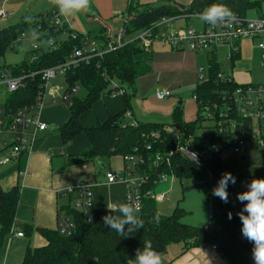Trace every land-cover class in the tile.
Masks as SVG:
<instances>
[{
  "label": "trees",
  "instance_id": "1",
  "mask_svg": "<svg viewBox=\"0 0 264 264\" xmlns=\"http://www.w3.org/2000/svg\"><path fill=\"white\" fill-rule=\"evenodd\" d=\"M225 4L235 15L245 18L247 11L253 8L261 9V1L251 0H194L189 7H184L175 1H161L155 5H129L126 11L128 22L124 25L126 37L130 38L124 46L117 51L106 52L102 57H93L87 63H80L65 74V92L70 93L75 87L78 92L69 96L70 103L66 104L69 113L68 121L60 128L62 145L67 147L79 135L87 139V148L77 156L68 159V166L85 163H100L104 166L114 156L132 154L136 150L146 158V166L153 165L156 154L167 150V142L161 136L156 142L150 137L154 131L162 133L163 125L135 122L126 120V112L130 109V97L126 89H133L135 81L147 76L152 71V53L141 49L138 42L132 39L140 31L155 27L163 18L175 20L198 17L197 14L211 4ZM51 12L31 17L28 20L0 29V71L12 77L21 78L22 86L5 98V108L14 112L16 109L35 104L40 93L43 92L42 72L66 62L75 49L82 48L87 38L103 41L102 34L92 35L79 33L70 29L66 22L57 26L51 22ZM28 28H37L43 34L39 40H48L63 36L55 41L53 47L47 49L37 48L26 54L21 64L7 66L2 60L8 50L25 34ZM132 39V40H131ZM237 50L231 53L230 63L234 65L240 57L239 42ZM209 80L198 82L193 98L199 112L210 103L217 100L219 92L237 86L232 77L224 74L216 61V53H208ZM229 76L232 83L223 86L218 75ZM113 81H118L122 86H112ZM114 83V82H113ZM123 91L126 105L124 111L110 115L104 122H96L90 126L81 123V116L92 111L94 106L106 95ZM84 92L83 96L79 93ZM176 127L186 128L195 133L203 128L204 118L198 115L193 120L186 122L182 118V105H178L173 115ZM150 147V150H146ZM237 164H227L220 157H215L209 164L213 188L224 172H231L236 177L235 185L228 188L229 202L224 203L210 191H206L207 201L212 199L210 213L212 218L207 225L194 227L182 222L184 210L179 206L169 216H163L156 210V202L143 199V208L139 218L143 227L133 232L128 237L121 236L115 230L103 224V216L110 214L108 209L93 210L91 221L82 212L74 208V192H66L69 203L60 206L58 215L71 216L74 230L70 235H63L59 230L34 228L32 225H23L19 232L31 237L34 232L45 240V245L38 248L28 246L21 264H127L134 258L136 250L143 248L145 241H150L155 251L166 253L169 246L183 244V252L192 247L203 244L216 245L217 250L226 258L228 264H254L252 259V243L241 234V222L238 213L243 205L237 200V194L245 191L247 176L239 172ZM151 169L150 186L160 174H172L180 182L189 180L198 175L202 180L207 179L206 167L194 166L189 161L173 156L168 167L161 168L157 173ZM154 186V185H152ZM200 187H206L205 184ZM20 202V188L16 186L4 190L0 185V253L6 239L16 233V215ZM231 212L232 219H228ZM119 214V213H115Z\"/></svg>",
  "mask_w": 264,
  "mask_h": 264
},
{
  "label": "built area",
  "instance_id": "2",
  "mask_svg": "<svg viewBox=\"0 0 264 264\" xmlns=\"http://www.w3.org/2000/svg\"><path fill=\"white\" fill-rule=\"evenodd\" d=\"M57 10L52 11L51 22L61 25L63 20ZM7 18V13L0 10V21ZM192 19H198L192 18ZM173 18H163L155 24L154 28L140 31L132 39H135L141 49L150 51L154 43H160L169 47L172 51H189L192 53L206 52L216 53L220 46L229 48L228 60L231 53L237 50L236 44L241 40L258 41V48L262 51L264 65V14L254 21H248L235 15L231 27L217 26L203 23V31L194 28H179L168 31ZM128 18H124L120 27L113 31L107 28L102 34L103 41L87 38L82 48L75 49L71 57L64 63L46 69L42 72L43 92L37 98L35 104L16 109L14 112L5 108V98L8 94L16 92L22 86L21 78L12 77L10 74L0 71V87H4L3 100L0 104V169L8 166L23 154H31L40 133L47 130L48 126L41 120V113L45 108L46 101L52 105L59 102L69 104V96L78 92V87L66 93H61L59 87L53 84L57 73L64 76L80 63H87L93 57H102L106 52L117 51L127 43L130 38L126 37L124 25ZM131 39V40H132ZM20 41V39H19ZM18 41V42H19ZM55 44V41H54ZM54 44L50 45L51 47ZM101 45V46H99ZM34 49H37L34 47ZM203 68L198 69V80H203ZM223 86L232 83L229 76L218 75ZM203 83V82H200ZM116 88V86H114ZM123 95L122 90H118ZM215 102L210 103L203 109V128L190 132L186 128L173 129L164 126L162 133L154 131L150 137L158 142L163 136L167 142V150L159 151L154 159L153 165L146 166V158L136 150L132 154L123 157V168L121 171L106 172L105 178L108 184L120 183L125 189V202L131 200L140 208H143V199L149 198L156 203L167 200L166 193H157L159 185L166 183L172 174H160L150 186L151 169L157 173L161 168L168 167L171 158L177 156L185 159L197 167H206L207 179H201V183L208 187L210 193L213 190L211 169L209 164L215 157L225 161L230 155L237 156L241 161L245 160L246 153L250 149H260L264 152V85H240L219 92ZM158 100H166L172 97L169 91L155 93ZM126 120L135 124L132 114L126 112ZM147 151L150 147H147ZM22 175V173H20ZM194 177H200L197 174ZM193 177V178H194ZM201 178V177H200ZM176 179V178H175ZM154 185V186H152ZM74 192V208L83 213L87 221H91L93 211V186L80 183L75 189L67 191ZM210 208L212 199L209 201ZM137 214V215H138ZM212 214L210 213V219ZM74 222L71 216L58 215L57 229L63 235H70L74 230ZM18 238L24 237L22 232L11 235ZM217 250L216 245H212Z\"/></svg>",
  "mask_w": 264,
  "mask_h": 264
},
{
  "label": "crops",
  "instance_id": "3",
  "mask_svg": "<svg viewBox=\"0 0 264 264\" xmlns=\"http://www.w3.org/2000/svg\"><path fill=\"white\" fill-rule=\"evenodd\" d=\"M161 1L165 0H92L90 11L83 13L88 18L81 26L84 29L86 24L87 30L83 34L89 32L92 35L103 34L107 28L116 31L127 17L126 11L129 5H155ZM168 1H175L184 7H189L194 0ZM0 10L7 13V18L3 20L7 22L6 25L14 26L13 24L17 25L26 18L56 9L49 0H0ZM16 11L20 13L17 14ZM63 22H66L68 27L74 31L75 27H72L67 19ZM95 25L101 26L99 32L90 30ZM157 44L154 50L152 48L150 50L152 53L151 73L139 79L138 85H135L133 89L128 87L125 89L126 93L131 96L128 111L134 120L165 126L168 122L174 124L172 115L178 106H176V101L168 98L169 100L157 101L155 104L148 103L144 99L145 94L159 91L181 93L183 88L192 89L193 87L195 89L200 68H198L194 53L176 52L163 44ZM116 85L119 86L118 83H115ZM180 100L183 120L192 121L193 108H195L193 102L184 101L187 103L183 105L182 99ZM45 104H48L50 108L58 106V103L52 105L49 100ZM46 105L41 113V120L47 124L48 128L39 134L33 152L21 155L17 160L0 169V185L4 190H10L16 186L20 188L16 233L25 224L32 225L34 228L57 230L59 207L69 203L65 193L75 189L80 183L93 186V201L95 190L99 191L101 196L97 206L94 202V210L107 209V205L115 207L125 202L124 186L120 183L108 184L106 181L105 174L110 170L103 172L101 176V172H97L94 163L68 166V159L86 149L88 142L80 150L75 148V142L64 147L59 134L52 136L57 124L51 122L46 116ZM63 106L66 107L65 104ZM125 108L123 95L119 92L108 94L94 106L92 111L82 115L80 120L82 125L90 126L98 121L104 122L110 115H116ZM68 119L69 113H67L64 124ZM12 238L4 244L2 249V254H4L2 264H21L28 246L38 248L46 243L37 232H34L31 237L13 236ZM183 247V244L169 246L166 253L161 254L163 264H228L226 258L218 250L212 249L211 244L192 247L186 252H183ZM17 254L19 258L13 262L12 259Z\"/></svg>",
  "mask_w": 264,
  "mask_h": 264
},
{
  "label": "rangeland",
  "instance_id": "4",
  "mask_svg": "<svg viewBox=\"0 0 264 264\" xmlns=\"http://www.w3.org/2000/svg\"><path fill=\"white\" fill-rule=\"evenodd\" d=\"M251 1L253 2L261 1V9L258 10L257 8H253L248 10L245 17L248 21H254L257 18H259L261 14H264V0H251ZM16 13L19 14L20 11L18 12L16 11ZM61 18L63 20H66L64 17ZM87 19L88 18L85 16V14L80 13L73 17H69L67 20L69 21L72 27H75L74 31L79 33H85L86 32L85 30H87L86 24L84 29H82L81 26L83 22L87 21ZM4 21L3 20L2 22L0 21V29L8 26L6 25L7 22ZM187 27L194 28L197 31H203L204 24L199 19H191V20L181 19L172 22L167 30L168 31L178 30L179 28H187ZM100 29H101L100 25H95L91 27L90 30L99 32L98 30ZM30 32H31V28H28L25 31V34H23V36L20 38V41L14 44V48L8 50V52L5 54L4 59L1 61L3 65L16 66L21 64L26 54L34 49L33 42L30 38ZM39 34L41 36L43 33L40 32ZM63 38H64L63 36H58L54 38V41H59L60 39ZM46 41L47 40L36 41V44L39 45L36 46V48L47 49L50 45L47 44ZM157 45H158L157 43L153 44L152 49L154 50L155 47H157ZM239 48H240V57L238 60H236L234 65H231L230 61L227 58L229 54L228 47L220 46L217 49L215 57L217 63L220 66L221 71L224 74L231 76L234 83L238 86L248 85V84L264 85V65L262 61L263 53L258 48V41L255 40L252 42V40H241L239 42ZM194 55L197 58L196 61L198 63V68L202 67L204 70L203 80L201 81L198 80L197 82H206L209 80L210 77L209 66H208V55L206 52L194 53ZM139 79L135 81V85H138ZM113 82L111 84L112 86H115V83H118L120 87L122 86L118 81H113ZM53 84L59 87L62 93L66 87L64 74L60 72L57 73L56 80L53 81ZM122 87L127 88L128 86L124 85ZM5 92H6L5 88L0 87V104L3 100V94L5 95ZM194 93H195V89L193 87L192 89L183 88V91L181 93H171L172 97L169 98L176 101V106L181 104L180 99H182L183 105H186L187 102L192 101L195 106V108H193L194 117L192 121L195 120L199 114L201 117H203L204 115L202 111L199 112L198 110L195 99L193 98ZM79 95L83 96L84 92H80ZM107 95L108 94H106L105 96ZM144 99H146L148 103L151 102L153 104H155L157 101L158 102L160 101L156 98L155 93H146ZM0 108L3 109L2 106ZM45 112L49 120L57 124L52 136L58 135L61 126L64 124L67 118V113H68L67 108L63 106L62 102H58V106L53 108H50L47 104ZM165 126H170L175 130L177 129V127L171 122L165 123ZM72 142H75V148L77 150H80L82 147H85L87 145V140L84 135L77 136L74 140H72ZM77 154H80V152ZM77 154H74L73 156ZM225 162L227 164H237L236 166L237 170L239 172L244 173L247 176L245 190L247 184L252 179L264 178V152L260 149H250L246 153V157L244 161H241L237 156L230 155L226 157ZM94 164L97 167L96 168L97 172L100 171L102 176L103 172L105 173L108 170L115 172L121 171V169L123 168V158L121 156H114L109 161V163H107L103 167H101L100 163L96 162ZM200 183H201L200 177H194L192 179L184 180L182 182H180L179 179L169 177L168 181L166 183L159 185L156 190L157 193L165 192L167 198L165 202L156 203L157 212L163 216H169L176 209V207L179 206L184 210V214L182 218V222L184 224H188L194 227H202L204 225H207L210 219V204L207 201V194H206V191H208V187L207 188L200 187ZM100 196L101 195L99 194V191H97L96 189L95 200L93 201V204L95 202V206H97L98 199H100ZM16 230L17 229H15V231ZM12 239L13 238L10 236L9 238L6 239V242L8 243V241H11ZM3 255L4 254H2L1 251L0 264H2V262L4 261ZM18 258L19 255L17 254L14 257V259H12L13 262H16ZM10 264H15V263H10Z\"/></svg>",
  "mask_w": 264,
  "mask_h": 264
},
{
  "label": "clouds",
  "instance_id": "5",
  "mask_svg": "<svg viewBox=\"0 0 264 264\" xmlns=\"http://www.w3.org/2000/svg\"><path fill=\"white\" fill-rule=\"evenodd\" d=\"M50 4L65 19L80 13L90 11L92 0H49ZM198 19L213 28L217 26L231 27L235 14L225 4H211L197 14ZM32 23V18H26ZM30 38L33 46H39L36 41L40 39L37 28H32ZM47 44H54V38H49ZM236 177L231 172H224L213 188L212 194L222 202H229V185H235ZM237 200L243 205L238 213L241 222V234L252 243V259L254 264H264V178L252 179L246 186V190L237 194ZM110 214L103 216V224L115 230L121 236H131L133 232L143 227V221L137 215L140 208L131 198L121 202L117 206L107 205ZM119 213V214H115ZM228 219H232L231 212ZM127 264H163L162 255L155 251L150 241H145L143 248H138L134 258H130Z\"/></svg>",
  "mask_w": 264,
  "mask_h": 264
},
{
  "label": "water",
  "instance_id": "6",
  "mask_svg": "<svg viewBox=\"0 0 264 264\" xmlns=\"http://www.w3.org/2000/svg\"><path fill=\"white\" fill-rule=\"evenodd\" d=\"M243 161H244V159H242ZM101 165V167H103L104 165L103 164H100Z\"/></svg>",
  "mask_w": 264,
  "mask_h": 264
}]
</instances>
